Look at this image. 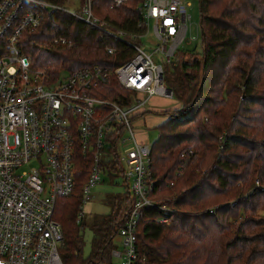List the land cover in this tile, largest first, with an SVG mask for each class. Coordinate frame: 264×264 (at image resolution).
Segmentation results:
<instances>
[{
  "label": "trees",
  "instance_id": "trees-1",
  "mask_svg": "<svg viewBox=\"0 0 264 264\" xmlns=\"http://www.w3.org/2000/svg\"><path fill=\"white\" fill-rule=\"evenodd\" d=\"M139 2L127 0L113 9L109 0H91L98 18L135 43L139 39L134 37L145 30ZM198 3L202 52L179 65L176 53L164 73L179 107L164 111L167 119L157 127L159 136L150 147L151 198L156 207L144 210L135 264H264V217L256 215L264 212V190L256 186L264 184V0ZM46 18L41 28L46 38L63 36L73 44L64 51L26 49L33 65L46 68L52 80L63 69H113L135 54L130 45L66 13ZM107 48L114 52L108 54ZM95 93L105 99L128 94L114 77ZM88 162L78 157L75 190L56 203L62 264H112L114 238L130 206L124 183L126 193L108 199V214L95 216L89 224L76 222ZM211 205L215 207L209 209ZM160 206L171 212L159 211ZM85 226L92 236L87 258L82 254Z\"/></svg>",
  "mask_w": 264,
  "mask_h": 264
},
{
  "label": "built area",
  "instance_id": "built-area-1",
  "mask_svg": "<svg viewBox=\"0 0 264 264\" xmlns=\"http://www.w3.org/2000/svg\"><path fill=\"white\" fill-rule=\"evenodd\" d=\"M126 1L109 0L113 9ZM189 6L188 0H140L138 4L141 26L146 30L153 21L158 42L154 53L165 66L172 63L182 43H191L186 38L191 27ZM57 12L130 45L134 56L113 69L92 65L52 80L46 68L33 65L26 49L72 48L67 38H46L41 31L47 14ZM106 51L114 52L112 48ZM110 77L127 96H96ZM168 90L163 66L154 62L153 53L110 29L94 14L91 0H64L62 4L0 0V264H62L63 233L54 212L57 200L70 197L75 190L79 156L89 162L76 222L84 219L83 207L93 199V188L103 174H121L130 206L117 231L121 249L113 247L110 255L119 264H135L144 210L156 206L151 198L150 146L136 139L131 121L144 113L152 99L172 100L173 92ZM106 148L116 162L114 169L102 163ZM256 186L264 190V184ZM158 209L171 212L164 206ZM159 221L168 224L165 218Z\"/></svg>",
  "mask_w": 264,
  "mask_h": 264
},
{
  "label": "rangeland",
  "instance_id": "rangeland-1",
  "mask_svg": "<svg viewBox=\"0 0 264 264\" xmlns=\"http://www.w3.org/2000/svg\"><path fill=\"white\" fill-rule=\"evenodd\" d=\"M190 2V6L188 8V13L191 15V27L188 33L186 34V38L191 40V43L188 44H181L178 48L177 53L182 55H190V56H178L177 64L179 65L182 61H191L192 55L201 54L202 52V37L200 31V11H199V3L198 0H188ZM78 6V5H76ZM69 10H73L72 7H68ZM114 14V13H113ZM115 18V17H114ZM141 37L138 40V43L142 50L148 54L153 53V60L157 64H161L163 66V71L165 73L167 67L161 63L159 57L154 53L156 45L158 44L157 40H155L153 35V21L148 23L147 29L143 30L142 34H139ZM135 40L133 39L132 42ZM135 43V42H134ZM62 51V50H61ZM186 59V60H184ZM67 70L63 69L60 70L58 73V77L64 76L67 74ZM163 99V98H161ZM150 106V105H149ZM178 104L175 98L172 100L163 99L160 103L156 105H151L153 110L155 111H162L157 112L156 115L149 113L146 109L142 116L137 119L131 121V129L134 131L136 139L139 142L146 143L150 147L156 142L159 136V130L157 126H159L163 119H167V115L164 111L166 110H175L178 108ZM152 117V119H150ZM102 163L103 165L111 164L112 168H115V164L112 163L113 157L109 156V149L106 148L102 154ZM125 169V166H123ZM126 193V187L124 184V178L121 174L112 172L111 175L108 172H105L102 176V180L99 184L93 188V199L84 205L83 213L84 219L87 224L95 216L106 215L109 211L108 199L110 198H117L120 195ZM231 202V201H230ZM228 202V203H230ZM223 203V202H220ZM211 207H215L214 205L208 206L210 209ZM262 211H258L256 215L259 217H264ZM84 236V247H83V257H89L91 253V232L89 231V227L85 226L83 230H81ZM114 247L121 249L119 238L117 235L114 238ZM112 264H119V260L113 259Z\"/></svg>",
  "mask_w": 264,
  "mask_h": 264
},
{
  "label": "crops",
  "instance_id": "crops-1",
  "mask_svg": "<svg viewBox=\"0 0 264 264\" xmlns=\"http://www.w3.org/2000/svg\"><path fill=\"white\" fill-rule=\"evenodd\" d=\"M163 99H161V98H154V99H152V101L150 102V106L151 105H156V104H158V103H160L161 101H162ZM178 104V103H177ZM150 106H148L147 107V111L149 112V113H152V114H154V115H156L157 114V112H162V111H155V110H153L152 109V107H150ZM179 107V106H178ZM150 119H152V117L150 118ZM153 120V119H152ZM165 120L163 119V122H164ZM162 122V123H163ZM158 127V126H157Z\"/></svg>",
  "mask_w": 264,
  "mask_h": 264
},
{
  "label": "water",
  "instance_id": "water-1",
  "mask_svg": "<svg viewBox=\"0 0 264 264\" xmlns=\"http://www.w3.org/2000/svg\"><path fill=\"white\" fill-rule=\"evenodd\" d=\"M168 92H170V90H168Z\"/></svg>",
  "mask_w": 264,
  "mask_h": 264
}]
</instances>
